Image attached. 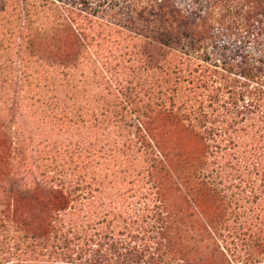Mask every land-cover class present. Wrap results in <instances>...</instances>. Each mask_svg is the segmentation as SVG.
<instances>
[{"label": "rangeland", "instance_id": "374dc122", "mask_svg": "<svg viewBox=\"0 0 264 264\" xmlns=\"http://www.w3.org/2000/svg\"><path fill=\"white\" fill-rule=\"evenodd\" d=\"M155 1L0 0V264H264V161H242L264 128L213 152L179 109L243 104L255 81L223 60L263 56V17L197 85Z\"/></svg>", "mask_w": 264, "mask_h": 264}, {"label": "trees", "instance_id": "16d2710c", "mask_svg": "<svg viewBox=\"0 0 264 264\" xmlns=\"http://www.w3.org/2000/svg\"><path fill=\"white\" fill-rule=\"evenodd\" d=\"M200 3L203 5L202 7L199 6L192 10L178 7L174 0L155 1L153 5L162 18L160 34L170 39L171 42L178 41L180 37L187 40L186 50L180 51L181 55L176 53L175 47L177 45L175 47L174 45H164L168 48L166 52L168 54H171L169 49L175 50L172 55L178 57L175 62L179 65V72L183 75L193 76L190 81L195 80L197 85L207 84L212 75L208 66L218 68L221 62L220 58L216 59L214 55L202 57L200 55L202 51H205L209 45H212L213 48L216 47L215 44L222 37H226L229 41L231 39L235 41L238 37L250 38L254 36V33L258 36V30L262 26V21L258 20V17L261 16L264 20V3L260 0H201ZM163 48L166 49V47ZM208 53L207 51L206 54ZM223 54H225V51H223ZM262 55L264 56V52ZM263 56L261 58L244 56V60L238 61L236 64L234 60L232 62L226 61V59L223 60L227 62V66L240 69L239 77L250 82L255 81V85L247 84L249 91L243 90L245 92L243 104L236 101L232 105H219L217 102L220 99L215 97L212 99L217 101L215 102L217 106L210 113L207 109L208 106L204 105L203 101L198 103L197 108L196 105L187 107L184 103L179 106V109L184 111V116H186L190 125L193 128H199L195 130L201 135L202 139L204 138L207 141L213 152H219L222 149L210 142L216 143L221 139L220 146L227 138L239 140L241 136L237 134L236 129H240L238 127L241 125L243 127L264 128V120L260 121V117L264 118ZM198 59L201 63L195 65V61ZM251 87L254 89L250 90ZM214 115L215 119H211ZM260 122H263L261 126H259ZM139 124L142 126L144 122L139 121ZM261 130L264 129H257V132L253 130L245 132L247 147L250 145V148H252L257 143L255 140L257 134L261 142V139L264 138V131L261 133ZM232 133L235 134L234 137ZM236 147L239 148L238 141ZM247 153L242 157L244 163L250 160L252 162L264 161V151H257V148H253ZM191 166L199 179L209 180L212 176L208 175L206 171L203 173V169L207 170L208 168H205L206 165L202 160L197 163L193 161ZM169 224V221L163 222L165 228Z\"/></svg>", "mask_w": 264, "mask_h": 264}]
</instances>
